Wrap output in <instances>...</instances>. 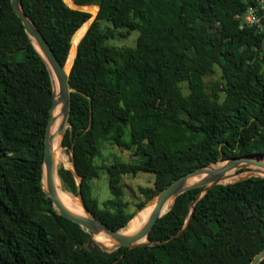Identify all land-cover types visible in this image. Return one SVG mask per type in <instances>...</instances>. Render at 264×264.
<instances>
[{"label": "trees", "instance_id": "trees-1", "mask_svg": "<svg viewBox=\"0 0 264 264\" xmlns=\"http://www.w3.org/2000/svg\"><path fill=\"white\" fill-rule=\"evenodd\" d=\"M99 10L78 45L70 78V127L63 146L76 174L66 191L114 231L137 215L124 178L152 174L138 211L181 177L232 158L264 155V34L241 29L245 0H72ZM66 65L77 31L92 15L64 0H22ZM135 47L109 42L130 38ZM209 79V80H208ZM53 106L48 67L11 0H0V264H251L264 250V178L180 196L149 235L155 247L104 253L92 234L58 215L43 189L46 130ZM132 160L100 164L106 145ZM108 176L101 202L94 182ZM88 245L95 246V249ZM264 264V260L260 263Z\"/></svg>", "mask_w": 264, "mask_h": 264}, {"label": "water", "instance_id": "water-1", "mask_svg": "<svg viewBox=\"0 0 264 264\" xmlns=\"http://www.w3.org/2000/svg\"><path fill=\"white\" fill-rule=\"evenodd\" d=\"M64 2L72 10L83 11L92 15V18L86 24H84L73 37L69 59L73 52L74 57L69 67H67L69 59L66 65L63 66L58 60L57 56L55 55L53 49L51 48L47 40L40 32V30L36 27L34 22L26 15L23 8L22 0H11V4L15 13L22 20L25 26L26 32L30 39V43H32V45L35 47V49L38 51V53L46 63L51 77L53 89V106L51 109L49 123L46 130L42 184L44 192L49 198L52 199L54 209L58 215L78 224L81 228L91 233L94 243L104 253H113L122 248L132 250L145 246L155 247L160 243L151 242L149 240V235L151 231L153 230L156 223L173 209L177 199L183 194L194 189L203 188V190L196 197V199L190 204V212L184 227L176 235L172 236L167 240H164L163 243H167L171 240L176 239L189 229L194 217L197 203L214 187L219 185H228L237 182H242L252 177L264 178V163L255 161L258 160V156L254 157L252 155L241 158H232L223 161L225 166L220 169H215V166H218L217 164L199 168L176 180L175 182L170 184L165 190L161 191L157 196L151 199L143 208H148L151 210L148 219L142 225L141 229L138 232L128 236L122 234V230H112L89 211V209L85 205L81 192V178H78L79 187L77 194H74L69 191L67 192L80 198L84 214H77L67 209L60 201L56 192L55 174H57L58 176L59 174L58 168L56 167V156L53 150V141L56 137H59V148L63 149L65 135L67 133L68 128L70 127L73 92L70 85V78L78 55L79 45L78 44L75 47L74 39L78 32L85 25L88 26L86 33L88 32L93 23L96 21L99 14V10L95 8L78 7L73 3L72 0H64ZM85 35L83 36V38L85 37ZM57 122L58 128L57 131L54 133L53 127L56 125ZM243 162L247 164H253L256 166V168L253 169L247 167L246 165H241V163ZM72 166L73 172L76 174L74 163L72 164ZM131 222L129 223V225L131 224ZM100 235L109 237L111 239V244L107 245L104 242L98 240V236ZM263 260L264 250L255 256L251 264H260Z\"/></svg>", "mask_w": 264, "mask_h": 264}, {"label": "rangeland", "instance_id": "rangeland-1", "mask_svg": "<svg viewBox=\"0 0 264 264\" xmlns=\"http://www.w3.org/2000/svg\"><path fill=\"white\" fill-rule=\"evenodd\" d=\"M138 35H139V32H134L133 35L128 39H125V40L116 39V40L110 41L109 44L113 46H117V47H125V46L135 47L136 46L135 41ZM61 150L63 151L64 155L67 157V161L61 162L58 168L63 166L67 169L73 170L71 152L65 148ZM258 158L262 159L260 155L258 156ZM116 160L130 162V160H132V155H130V153L123 152L107 144L106 148L103 150V156H102V159L100 160V164L104 166H109L113 164ZM220 164H224V163L221 162V163H218L217 165H220ZM107 178L108 176L103 169L101 178L95 181L93 185L94 194L100 199L101 202H104L105 200L111 197ZM123 183L125 187L126 200L131 205L130 212L138 214L140 212L138 211V205L146 201V198L141 192V189H147V188L154 187V183H155L154 175L141 173L138 176H126L124 178ZM88 246L92 249H95V246L93 245H88Z\"/></svg>", "mask_w": 264, "mask_h": 264}, {"label": "bare ground", "instance_id": "bare-ground-1", "mask_svg": "<svg viewBox=\"0 0 264 264\" xmlns=\"http://www.w3.org/2000/svg\"><path fill=\"white\" fill-rule=\"evenodd\" d=\"M88 26L85 25L76 35L75 39H74V44L75 47L79 44L80 40L83 38V36L85 35L86 31H87ZM74 57V52L72 53L69 62L67 64V67L70 66V63L72 62V59ZM60 121V119H59ZM58 128V122L56 123V125L53 127V132L55 133L57 131ZM59 137H56L53 141V150L55 152V156H56V167H59V164L61 162H66L67 161V157L64 155L63 151L59 148ZM262 159L258 158V160L255 161H259L264 163L263 159L264 156H260ZM241 165H246L249 168H253L255 169L256 166L253 164H247V163H241ZM225 166V164H220L218 166H215V169H220L223 168ZM55 186H56V192L57 195L60 199V201L62 202V204L69 209L70 211L77 213V214H84V210L81 204V200L80 198L76 197L73 194L68 193L62 186L60 177L55 174ZM171 205V204H170ZM169 205V206H170ZM168 206V207H169ZM150 209L145 208L143 210H141L137 216L132 220L131 224L129 225L128 228L124 229V231H122L121 233L124 235H133L134 233L138 232L142 225L146 222V220L148 219L149 215H150ZM98 240L104 242L107 245L111 244V239L109 237L106 236H98Z\"/></svg>", "mask_w": 264, "mask_h": 264}, {"label": "built area", "instance_id": "built-area-1", "mask_svg": "<svg viewBox=\"0 0 264 264\" xmlns=\"http://www.w3.org/2000/svg\"><path fill=\"white\" fill-rule=\"evenodd\" d=\"M248 8L238 18L242 20L241 29L254 28L264 34V0H245Z\"/></svg>", "mask_w": 264, "mask_h": 264}]
</instances>
